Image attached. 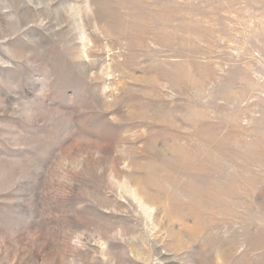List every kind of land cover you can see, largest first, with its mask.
Wrapping results in <instances>:
<instances>
[{
    "label": "rangeland",
    "instance_id": "1",
    "mask_svg": "<svg viewBox=\"0 0 264 264\" xmlns=\"http://www.w3.org/2000/svg\"><path fill=\"white\" fill-rule=\"evenodd\" d=\"M0 264H264V0H0Z\"/></svg>",
    "mask_w": 264,
    "mask_h": 264
}]
</instances>
